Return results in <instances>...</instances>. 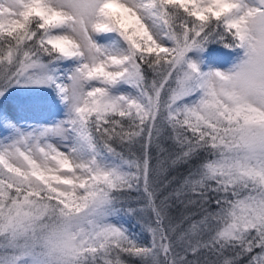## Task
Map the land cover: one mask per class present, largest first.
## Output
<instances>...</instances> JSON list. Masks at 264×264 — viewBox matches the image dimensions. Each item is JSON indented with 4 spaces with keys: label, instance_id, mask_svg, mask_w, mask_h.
<instances>
[{
    "label": "rangeland",
    "instance_id": "1",
    "mask_svg": "<svg viewBox=\"0 0 264 264\" xmlns=\"http://www.w3.org/2000/svg\"><path fill=\"white\" fill-rule=\"evenodd\" d=\"M181 1L204 15L213 5L225 6L242 47L227 52L185 49L177 55L157 0H0V30L23 28L31 12L40 11L55 22L46 37L63 48L52 60L29 57L20 62L12 84L17 94H0V198L7 197L3 182L28 188L13 208L21 222L29 211L47 205L31 194H55L63 200L70 221L59 231L60 244L69 255L111 237L155 247L151 227L137 228L128 214L106 209L109 188L131 182L136 166L101 151L86 125V116L98 111L141 118L151 107L130 45L180 60L168 117L206 126L219 120L236 124L238 142L246 146L243 157L239 162L235 156L222 158L212 168L242 166L264 184V0ZM111 35L119 40L109 39ZM228 216L222 230L226 237L264 227V187L240 199ZM10 220L6 222L15 223ZM7 264L35 263L18 257Z\"/></svg>",
    "mask_w": 264,
    "mask_h": 264
},
{
    "label": "trees",
    "instance_id": "2",
    "mask_svg": "<svg viewBox=\"0 0 264 264\" xmlns=\"http://www.w3.org/2000/svg\"><path fill=\"white\" fill-rule=\"evenodd\" d=\"M157 3L177 55L185 49L227 52L242 47L243 38L225 6L213 5L204 15L188 1ZM54 24L35 10L23 28L0 30L2 96L17 94L12 84L20 62L29 57L52 60L63 53L62 46L45 35ZM135 48L130 45L142 75L139 85L151 100L147 114L140 118L98 111L86 116V125L101 151L136 166L137 177L131 182L109 188L106 209L128 214L131 225L139 224L137 228L151 227L155 247L111 237L94 249L69 255L60 244L59 231L70 221L63 200L55 194H31L30 198L47 205L29 211L21 222L13 208L28 188L3 182L7 197L0 198V264L18 257L35 264H264V227L253 226L235 237L222 235L235 204L264 187L258 174L253 176L242 166L212 168L222 158L235 156L239 162L243 157L246 146L238 142L236 124L219 120L206 126L182 116L168 117L180 60ZM9 218L15 223H7Z\"/></svg>",
    "mask_w": 264,
    "mask_h": 264
},
{
    "label": "bare ground",
    "instance_id": "3",
    "mask_svg": "<svg viewBox=\"0 0 264 264\" xmlns=\"http://www.w3.org/2000/svg\"><path fill=\"white\" fill-rule=\"evenodd\" d=\"M102 23L104 24V25H102V27H105L106 26L105 22H102ZM109 39H111V40L118 39L119 40V37L117 35H111V36H109ZM121 51H122V49L120 48L119 53H117L118 56L121 54Z\"/></svg>",
    "mask_w": 264,
    "mask_h": 264
}]
</instances>
